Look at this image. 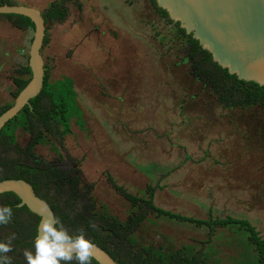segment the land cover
<instances>
[{
    "label": "rangeland",
    "instance_id": "rangeland-1",
    "mask_svg": "<svg viewBox=\"0 0 264 264\" xmlns=\"http://www.w3.org/2000/svg\"><path fill=\"white\" fill-rule=\"evenodd\" d=\"M42 11L54 0H15ZM65 22L50 25L40 50L51 86L68 79L80 117L62 147L46 137L44 163L69 157L80 187L92 185L97 214L120 224L137 212L112 186L140 199L155 188L156 207L208 220L248 221L264 240V111L223 108L190 74L176 29L148 0H80ZM34 33L0 21V107L13 105L12 77L29 56ZM81 119V120H80ZM15 141L29 137L20 127ZM237 225L215 228L150 213L129 236L135 249L192 255L208 264H252L257 254Z\"/></svg>",
    "mask_w": 264,
    "mask_h": 264
},
{
    "label": "trees",
    "instance_id": "trees-1",
    "mask_svg": "<svg viewBox=\"0 0 264 264\" xmlns=\"http://www.w3.org/2000/svg\"><path fill=\"white\" fill-rule=\"evenodd\" d=\"M148 1L155 13L176 29L175 36L180 39L178 52L189 61L190 74L210 91L218 105L223 108L241 109L257 107L264 111V86L240 80L236 75L229 74L227 69L222 68L213 60L212 55L199 45L192 34H187L178 22L170 19L167 11L160 8L156 0ZM69 3L78 9L82 7L80 0H54L41 11L42 18L51 25L65 22L69 15ZM4 5L18 6L19 3L15 0H0V6ZM0 21L8 22L20 31L34 33L35 30L34 22L28 17L0 14ZM47 31L48 29L45 30L41 49L48 44ZM28 60L29 56L26 57L25 63L15 70V76L12 77L14 90L11 96L14 101L30 82L31 70ZM43 69V87L40 93L0 130V183L16 180L29 184L35 195L46 202L52 214L63 222L70 234L75 235L83 228L86 238L118 264H208L203 247L190 256L181 250L164 255L152 249H135L129 242V236L150 213L196 227L205 226L209 229V240L215 228L237 225L247 233V241L257 254L256 261L252 264H264V240L248 221L212 217L208 220H197L164 211L154 205L155 188L151 186L147 187V198L140 199L117 187L111 178H108L112 186L137 209V212L132 214L125 224H120L109 215L97 214L95 202L90 196L93 186L80 187V170L75 160L66 157L65 160L44 163L35 154V148L41 146L46 137H51L62 147L64 137L71 133L70 120L76 116L80 117V111L73 100L71 81L65 79L53 87L49 83V68L45 66ZM12 106L0 107V117ZM17 127L28 134L29 141L25 147L15 141L14 132ZM20 204V199L14 193L0 194V206H10L13 210L11 223L0 225V242L5 241L12 233L16 236L12 242L13 250L7 253L12 264H26L23 251L28 249L34 252V240L40 222L37 214ZM92 224L96 227H91ZM91 264L99 263L92 258Z\"/></svg>",
    "mask_w": 264,
    "mask_h": 264
},
{
    "label": "water",
    "instance_id": "water-1",
    "mask_svg": "<svg viewBox=\"0 0 264 264\" xmlns=\"http://www.w3.org/2000/svg\"><path fill=\"white\" fill-rule=\"evenodd\" d=\"M170 19L178 22L187 34H192L215 62L238 79L264 86V0H179L180 6L191 11L189 22L174 12L164 0H156ZM1 15H20L30 18L35 25L29 50L28 65L31 79L14 101L13 106L0 117V130L13 119L43 87L44 69L40 50L45 30L50 22L41 11L23 6H0ZM12 192L21 201L20 206L40 217V222L53 215L45 201L38 198L24 181L8 180L0 183V194ZM39 225L37 235L39 231ZM92 258L99 264H118L95 245Z\"/></svg>",
    "mask_w": 264,
    "mask_h": 264
},
{
    "label": "clouds",
    "instance_id": "clouds-1",
    "mask_svg": "<svg viewBox=\"0 0 264 264\" xmlns=\"http://www.w3.org/2000/svg\"><path fill=\"white\" fill-rule=\"evenodd\" d=\"M12 218V208L0 206V225L10 224ZM91 227L95 228L96 225L92 224ZM15 238V233H12L5 241L0 242V264H12L7 253L13 250L12 242ZM94 248V243L86 238L83 228L72 235L58 217L50 215L39 225L34 252L25 249L23 256L26 264H71L73 261L76 264H91Z\"/></svg>",
    "mask_w": 264,
    "mask_h": 264
},
{
    "label": "bare ground",
    "instance_id": "bare-ground-1",
    "mask_svg": "<svg viewBox=\"0 0 264 264\" xmlns=\"http://www.w3.org/2000/svg\"><path fill=\"white\" fill-rule=\"evenodd\" d=\"M166 2V4L172 8V10L174 12H177L179 14H181V16L184 18L185 21L189 22V19L191 20L192 14L191 11L188 10L187 7L180 6L179 4V0H164Z\"/></svg>",
    "mask_w": 264,
    "mask_h": 264
}]
</instances>
